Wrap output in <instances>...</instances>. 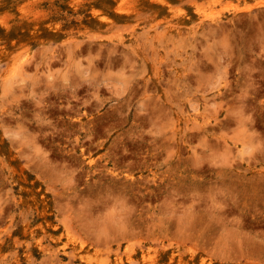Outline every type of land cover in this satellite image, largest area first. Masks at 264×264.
I'll use <instances>...</instances> for the list:
<instances>
[{
  "label": "rangeland",
  "instance_id": "obj_1",
  "mask_svg": "<svg viewBox=\"0 0 264 264\" xmlns=\"http://www.w3.org/2000/svg\"><path fill=\"white\" fill-rule=\"evenodd\" d=\"M0 264H264V0H0Z\"/></svg>",
  "mask_w": 264,
  "mask_h": 264
},
{
  "label": "bare ground",
  "instance_id": "obj_2",
  "mask_svg": "<svg viewBox=\"0 0 264 264\" xmlns=\"http://www.w3.org/2000/svg\"><path fill=\"white\" fill-rule=\"evenodd\" d=\"M83 46V45H82ZM87 50H88V48H86ZM90 50V49H89ZM88 50V51H89ZM70 52V54L69 55H71V51H68V53ZM98 53V52H97ZM250 93V92H249ZM242 95V94H241ZM239 151V150H238ZM239 155V154H238ZM255 155V154H254ZM244 158V157H243ZM250 159H251V157H250ZM245 161V160H244ZM252 161V160H251ZM250 162V161H249ZM249 164V163H248ZM244 171V170H243ZM232 173V172H231ZM253 174V173H252ZM254 191V190H253Z\"/></svg>",
  "mask_w": 264,
  "mask_h": 264
}]
</instances>
